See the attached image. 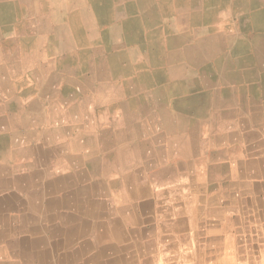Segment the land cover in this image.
<instances>
[{
  "label": "crops",
  "instance_id": "1",
  "mask_svg": "<svg viewBox=\"0 0 264 264\" xmlns=\"http://www.w3.org/2000/svg\"><path fill=\"white\" fill-rule=\"evenodd\" d=\"M236 2L200 8L197 0H0V121L10 126L9 131L0 128V135L19 136L18 209L29 213L30 224L44 219L45 229L37 230L41 238L58 233L62 244L63 233L80 231L85 220L116 217L117 230L126 238L131 233L132 244L145 246L140 255L148 260L181 262L191 238L192 264H264V176L188 178L194 168L181 167V147L165 143L188 131L167 129L161 115L165 110L170 120H178L173 99L166 98L172 93L161 79L167 67L163 58L208 40L205 30L190 36L199 23L189 11L206 15L200 23L237 31L218 35L219 41L249 39L236 28ZM26 201L33 202L32 208ZM188 204L201 212L200 219L193 210L182 216L192 223L189 227L173 213V207ZM223 220L227 229L219 225ZM176 221L179 229L173 227Z\"/></svg>",
  "mask_w": 264,
  "mask_h": 264
},
{
  "label": "bare ground",
  "instance_id": "2",
  "mask_svg": "<svg viewBox=\"0 0 264 264\" xmlns=\"http://www.w3.org/2000/svg\"><path fill=\"white\" fill-rule=\"evenodd\" d=\"M224 1L225 0H208L207 2H203V0H197V2H199L200 4V6H197V7L202 8L203 5L205 4L211 5V6H222ZM236 4H240V6L238 7L239 10L237 9L235 12L236 14L235 16L237 18L236 20L239 23L237 24L236 28L242 30L244 34L248 36L250 35L249 39H246L245 37H241V38L236 37L233 40L226 39L224 41H219L218 35L224 34L230 37L234 35V33H236L237 31H231L230 29H228L226 25L220 28L221 30H218L217 25H211V24L205 25L204 23H200L199 20L203 17H206V15H204V13H202L201 11H189L190 18L196 19L197 22L199 23L198 25L193 26L190 29V36L197 37L196 35H201V33H203V31L205 30L206 32L207 31L209 32L208 40L205 43H202L203 41H199L198 47H195V48H182L180 50H177L178 48L176 50L174 49L171 54H168L166 55L165 58H163L164 60L162 63L164 65H167V67H166V70L163 71L162 74L160 73L161 79H162L163 84L167 88V91L172 93L171 97H166V98L173 99L172 114L174 112L178 113V120H174L175 118H172L173 120H170V116L168 112L165 110H162L161 115L164 117V121L166 123L167 129H170V128L174 129L176 127H181L182 129L188 131L187 135H183L180 137L179 136L167 137V141L165 143L167 147L169 146H173L176 148L181 147V152L179 153V155L181 156L180 165L182 168L187 167L189 170H191L192 167L194 168V173L191 174L190 172V174H188V178H191L192 180L193 179L203 180L202 178H205V177L213 178L216 180L219 178L223 179V178H228V177L239 178V179H254L257 177L264 176V0H252V1L240 0V2L239 3L236 2ZM245 10L250 11V14L246 15ZM31 19H32V16H31ZM184 33L185 32L183 30V35H185ZM170 44L173 45V47L175 45L174 42H171ZM31 48L33 49V47ZM178 64H181V65H178ZM114 90L116 91V89ZM47 94L48 93H46V95ZM69 94L71 93L69 92ZM51 98L53 97L51 96ZM186 116L188 117L186 118ZM6 123L8 125V122ZM6 123H4V121L3 122L0 121V128L9 131L8 128H10V126L9 125L6 126L5 125ZM153 125L155 126V124ZM121 129L122 128H120V130ZM56 136L54 138H56ZM18 137H19L18 135H15V136L13 135L11 137L8 134L0 135V264H192L193 263V261L191 260L192 254H191V249H190V244L192 243L191 238L187 241L188 246H184V249H182V252H183L181 255L182 259H181V262L179 263L175 262L174 260H148V258H144L143 257L144 255H140V253H144L147 250V248H144L145 244H142V246H144L143 248L138 246V244L136 243L135 244L133 243L134 244L133 245L132 241L129 238L131 233L129 237L126 238V235L124 233L117 230L116 227L118 226V222L116 223V220H117L116 217H106L104 221L102 222H94V221L91 222V220H85V222L83 223L84 225L80 231L79 230L77 232L69 231V232L63 233L65 235L63 237L64 240L62 244H60L59 241H56L57 240L56 237L60 236L58 233L57 234L54 233V235H52L54 239L41 238L37 230L41 228L45 229L43 225L44 219L40 220L38 223L36 222L35 225L30 224L31 217L29 213L22 212L20 211V209H18V159H20L18 158V145H19ZM37 150H39V148ZM168 161H169V158H168ZM38 173H39V170H38ZM22 175H24V173ZM95 180L96 179H94V181ZM198 201L202 202L199 198H198ZM26 204L27 206L30 205L32 208L33 202L26 201ZM187 206L183 207L182 209L173 207V213L176 214L178 218H180V225L186 224L189 227L190 225H192V223L189 221L184 222L182 216L186 212H191V210H193V212L196 215L198 214V219H200L201 212L199 208L191 207L192 204L191 205L188 204ZM67 212H70V211H67ZM212 213L214 214L216 218L220 214V212L217 209L212 211ZM193 217L194 216H192V219ZM173 218L175 220V216ZM181 219H182V222H181ZM88 221H90V223H87ZM210 225L215 227L214 224H210ZM219 225L222 229L228 226L226 220L221 221ZM178 226H179L178 222L176 221L173 227H178ZM113 241L116 244L119 243L121 245H116ZM106 242H109V243H106ZM110 242H113V243H110ZM46 244L48 245L52 244L53 246L47 247ZM157 257L161 258V255ZM163 258L165 257L163 256ZM198 264H203V262L199 260Z\"/></svg>",
  "mask_w": 264,
  "mask_h": 264
}]
</instances>
